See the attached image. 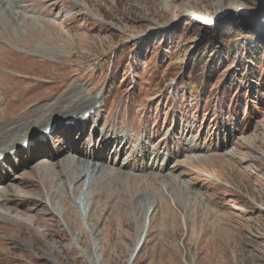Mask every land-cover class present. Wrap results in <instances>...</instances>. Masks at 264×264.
Here are the masks:
<instances>
[{"label":"rangeland","instance_id":"rangeland-1","mask_svg":"<svg viewBox=\"0 0 264 264\" xmlns=\"http://www.w3.org/2000/svg\"><path fill=\"white\" fill-rule=\"evenodd\" d=\"M14 4L0 2L3 83L56 86L30 107L74 86L97 105L0 166L20 212L0 220V264H128L135 249L131 264H264V0ZM84 161L104 165L85 184Z\"/></svg>","mask_w":264,"mask_h":264},{"label":"bare ground","instance_id":"bare-ground-1","mask_svg":"<svg viewBox=\"0 0 264 264\" xmlns=\"http://www.w3.org/2000/svg\"><path fill=\"white\" fill-rule=\"evenodd\" d=\"M0 2L4 10L9 11L11 15H16L12 10L16 7L14 4L15 0H0ZM192 11L188 12L189 19L194 15H201L199 12L195 13L197 11ZM203 18L208 19L209 22V19L212 17L203 16ZM2 50L4 54L8 56L11 55L7 52L6 48H2ZM2 61L3 59L0 56V63ZM4 80L5 78L0 76V95L2 96L0 100V107L2 109V113L0 114V156L4 158L3 162H0L2 166H6L7 164L5 163H8L9 160H13L12 166L16 164V156L11 159L8 155L11 151H16V154L20 152L27 153L28 150L31 151L33 147L39 146V134L45 132L47 127L55 125L56 129H60L61 126L67 122H76L79 126L80 123H85V125L89 124L92 118H84L86 116L85 114L93 110L94 106L97 105L96 98L90 97L78 86H74V90L72 89L73 87H70L69 91L62 93L59 97L52 100L51 103L43 102L35 107H30L33 101L42 98L45 94H49L56 86H53L51 81L35 83L30 76H24L22 78L15 77L11 82L12 85L11 83H3ZM118 136L121 142H126L129 139V136L125 134ZM50 137L53 139V134H51ZM42 138L43 137L40 135L41 140ZM26 143H28L27 149L23 148ZM40 143H42V141H40ZM54 146H56V144H54ZM134 146V144H131L132 148H134ZM136 155L139 157L143 156V154H138L137 151ZM47 159V161L50 162L52 158L47 156ZM78 167L77 173L80 175V181L85 184L88 176L93 175L94 172H96L95 170L104 168V165L98 162L91 163L84 161L80 163ZM65 171L68 172L69 169ZM46 187L48 188V186ZM7 188L8 189L4 191H0V220L5 223L9 222L13 224V221L18 220L20 212L15 213L9 208H4L3 204L10 201L8 198L9 196L6 194L7 190L10 192L16 191V189L11 187ZM45 205L47 206V204ZM15 209L17 210L16 206ZM139 241L140 240H138V242Z\"/></svg>","mask_w":264,"mask_h":264},{"label":"trees","instance_id":"trees-1","mask_svg":"<svg viewBox=\"0 0 264 264\" xmlns=\"http://www.w3.org/2000/svg\"><path fill=\"white\" fill-rule=\"evenodd\" d=\"M189 26L191 27V29H194V30H200L203 31V33H205L204 35L206 36H213L215 34V32L217 31V28H208V27H201L200 25L196 24V23H192V22H188ZM188 24H186L184 27H189ZM261 45V43L258 45V46H255V44L251 43L250 45L247 46V54L249 53L250 56L251 55H254L256 51H258L259 49V46ZM228 49L230 50L229 51V55L232 53V48L231 47H228ZM264 54V52L262 53V55ZM204 58L199 57V54H197L192 60H191V63L192 65H194V69H196L197 65L199 62H201L202 64L204 63ZM210 72H211V69L207 71V76L205 77H208V75H210ZM204 77V76H203ZM231 83H233V81H230Z\"/></svg>","mask_w":264,"mask_h":264},{"label":"water","instance_id":"water-1","mask_svg":"<svg viewBox=\"0 0 264 264\" xmlns=\"http://www.w3.org/2000/svg\"><path fill=\"white\" fill-rule=\"evenodd\" d=\"M135 251L136 250H134L133 252H132V254H131V256H130V258H129V261H128V264H131V262H132V257L134 256V254H135Z\"/></svg>","mask_w":264,"mask_h":264}]
</instances>
